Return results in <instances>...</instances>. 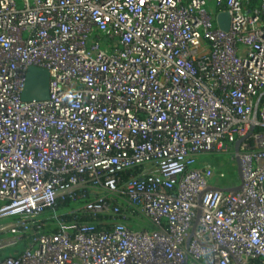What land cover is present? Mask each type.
Returning a JSON list of instances; mask_svg holds the SVG:
<instances>
[{
  "label": "built area",
  "instance_id": "2783aa9c",
  "mask_svg": "<svg viewBox=\"0 0 264 264\" xmlns=\"http://www.w3.org/2000/svg\"><path fill=\"white\" fill-rule=\"evenodd\" d=\"M0 264H264V0H0Z\"/></svg>",
  "mask_w": 264,
  "mask_h": 264
},
{
  "label": "water",
  "instance_id": "95a60500",
  "mask_svg": "<svg viewBox=\"0 0 264 264\" xmlns=\"http://www.w3.org/2000/svg\"><path fill=\"white\" fill-rule=\"evenodd\" d=\"M230 15L227 12H221L217 15V24L225 31L230 27ZM50 72L46 68L30 66L28 68L25 86L22 92L24 101L45 100L49 97ZM239 150V143L236 151Z\"/></svg>",
  "mask_w": 264,
  "mask_h": 264
},
{
  "label": "rangeland",
  "instance_id": "374dc122",
  "mask_svg": "<svg viewBox=\"0 0 264 264\" xmlns=\"http://www.w3.org/2000/svg\"><path fill=\"white\" fill-rule=\"evenodd\" d=\"M225 170H227L228 172H230L229 177H228L227 179L224 180L225 183H226V181H227V183L229 182V181H228L229 178H230V181H231V180L234 178V176H238V177H235L236 179L240 178V175H239L238 173H237V175H235L231 163H226V164H225ZM232 182H234V179H233ZM237 182H238V181H237ZM22 246H23V245H20L19 248H21ZM10 254H15V249L12 248V247H11V248H8V249H5V250H3V251L1 252V255H2V256H7V255H10Z\"/></svg>",
  "mask_w": 264,
  "mask_h": 264
}]
</instances>
